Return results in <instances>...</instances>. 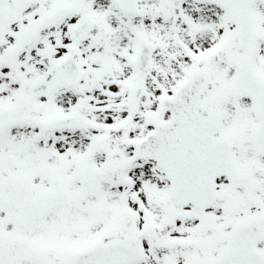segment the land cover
I'll list each match as a JSON object with an SVG mask.
<instances>
[{
  "label": "snow or ice",
  "instance_id": "obj_1",
  "mask_svg": "<svg viewBox=\"0 0 264 264\" xmlns=\"http://www.w3.org/2000/svg\"><path fill=\"white\" fill-rule=\"evenodd\" d=\"M0 264H264V0H0Z\"/></svg>",
  "mask_w": 264,
  "mask_h": 264
}]
</instances>
